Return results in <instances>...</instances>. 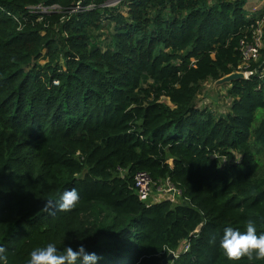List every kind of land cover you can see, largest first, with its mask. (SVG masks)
<instances>
[{
  "label": "trees",
  "instance_id": "trees-1",
  "mask_svg": "<svg viewBox=\"0 0 264 264\" xmlns=\"http://www.w3.org/2000/svg\"><path fill=\"white\" fill-rule=\"evenodd\" d=\"M111 1L0 0L8 264L48 243L82 244L97 264H163L172 251V264H264L219 248L225 227L253 220L264 232V47L256 74L227 83L226 113L196 101L243 63L256 17L247 0ZM139 170L155 187L170 180L181 200L140 199ZM71 189L80 200L62 212Z\"/></svg>",
  "mask_w": 264,
  "mask_h": 264
},
{
  "label": "clouds",
  "instance_id": "clouds-1",
  "mask_svg": "<svg viewBox=\"0 0 264 264\" xmlns=\"http://www.w3.org/2000/svg\"><path fill=\"white\" fill-rule=\"evenodd\" d=\"M80 195L76 189L64 191L57 207L62 212L71 211ZM219 248L229 261H239L247 257L250 261L264 260V232H258L257 225L253 220H248L244 230L225 227L219 239ZM5 248L0 247V264H8ZM27 264H97L100 257L95 253H89L84 245H79L75 250L68 246L63 252L59 251L53 243L36 248L29 254Z\"/></svg>",
  "mask_w": 264,
  "mask_h": 264
},
{
  "label": "built area",
  "instance_id": "built-area-1",
  "mask_svg": "<svg viewBox=\"0 0 264 264\" xmlns=\"http://www.w3.org/2000/svg\"><path fill=\"white\" fill-rule=\"evenodd\" d=\"M57 8V6H44L37 5L32 6L31 10H39L41 13H51ZM254 13H250L249 17L253 18ZM264 14L262 16L255 17L254 23L252 25L251 38L245 37L240 42V51L243 55V63L239 66L240 72H243L244 78L248 79L250 76H253L258 72L257 68H252V63L257 62L260 57V51L264 47ZM154 182L151 175L145 170H139L134 175V189L140 199L151 203ZM158 192L162 194L164 199H167L173 203H178L182 198L181 189L172 183L170 180H167L165 183H162L158 187ZM161 198V199H163ZM160 199V200H161ZM187 249V246L185 250ZM175 254V257L178 254L172 251ZM173 263V262H172ZM171 263V264H172Z\"/></svg>",
  "mask_w": 264,
  "mask_h": 264
},
{
  "label": "rangeland",
  "instance_id": "rangeland-1",
  "mask_svg": "<svg viewBox=\"0 0 264 264\" xmlns=\"http://www.w3.org/2000/svg\"><path fill=\"white\" fill-rule=\"evenodd\" d=\"M118 1L119 0H112L110 4L115 5ZM247 9L249 14L254 13V16H260L264 13V0H248ZM45 61L46 60H41L40 62L44 63ZM196 101L198 107L206 108L213 112V114L216 116L226 113L231 103V98L228 96L227 83L217 84L216 81H206L205 83H203ZM263 115V111L258 112L255 120V125L263 117ZM156 187H154L153 196L158 198L159 193ZM166 264H171V262L167 261Z\"/></svg>",
  "mask_w": 264,
  "mask_h": 264
},
{
  "label": "water",
  "instance_id": "water-1",
  "mask_svg": "<svg viewBox=\"0 0 264 264\" xmlns=\"http://www.w3.org/2000/svg\"><path fill=\"white\" fill-rule=\"evenodd\" d=\"M244 78V74L243 72H240V71H236V72H233L229 75H226L220 79H218L216 81L217 84H222V83H230L234 80H237V79H243ZM175 257V254L173 252H170L168 254V256L166 257V259L163 260V264H166L167 261H171L173 258Z\"/></svg>",
  "mask_w": 264,
  "mask_h": 264
},
{
  "label": "crops",
  "instance_id": "crops-1",
  "mask_svg": "<svg viewBox=\"0 0 264 264\" xmlns=\"http://www.w3.org/2000/svg\"><path fill=\"white\" fill-rule=\"evenodd\" d=\"M247 2H248V0H247ZM247 2H246V6H245L246 10H248V9H247ZM158 193H159V192H158ZM161 198H163V196H162V194L160 195V193H159V197L156 198L155 196H152L151 201H152V202H155V201L160 200Z\"/></svg>",
  "mask_w": 264,
  "mask_h": 264
}]
</instances>
